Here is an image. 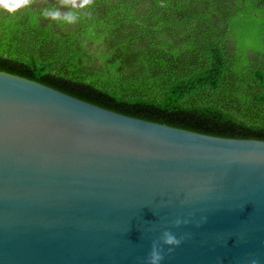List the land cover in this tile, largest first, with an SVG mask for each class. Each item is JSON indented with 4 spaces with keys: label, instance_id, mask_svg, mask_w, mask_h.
<instances>
[{
    "label": "water",
    "instance_id": "water-1",
    "mask_svg": "<svg viewBox=\"0 0 264 264\" xmlns=\"http://www.w3.org/2000/svg\"><path fill=\"white\" fill-rule=\"evenodd\" d=\"M153 247L160 264H264V141L0 73V264H150Z\"/></svg>",
    "mask_w": 264,
    "mask_h": 264
},
{
    "label": "trees",
    "instance_id": "trees-1",
    "mask_svg": "<svg viewBox=\"0 0 264 264\" xmlns=\"http://www.w3.org/2000/svg\"><path fill=\"white\" fill-rule=\"evenodd\" d=\"M0 11V73L123 116L264 141V0H90L73 24Z\"/></svg>",
    "mask_w": 264,
    "mask_h": 264
},
{
    "label": "clouds",
    "instance_id": "clouds-1",
    "mask_svg": "<svg viewBox=\"0 0 264 264\" xmlns=\"http://www.w3.org/2000/svg\"><path fill=\"white\" fill-rule=\"evenodd\" d=\"M90 4V0H67L66 3L56 6L45 7L41 11V15L52 20L60 21L66 24L75 23L82 14L80 10L86 9ZM29 6V0H0V11L9 15L19 12L21 9ZM181 239H178L171 233L164 234V243L169 246H179ZM171 250V249H169ZM163 256L160 251L153 247L150 253V264H160ZM250 264H259L258 260L251 259Z\"/></svg>",
    "mask_w": 264,
    "mask_h": 264
}]
</instances>
